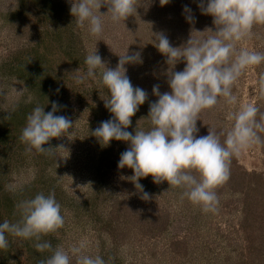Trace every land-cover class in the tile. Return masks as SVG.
<instances>
[{"label": "rangeland", "instance_id": "obj_1", "mask_svg": "<svg viewBox=\"0 0 264 264\" xmlns=\"http://www.w3.org/2000/svg\"><path fill=\"white\" fill-rule=\"evenodd\" d=\"M62 2L65 7L71 8L70 0H62ZM204 2L206 3V0ZM200 3L201 0H169L167 5L161 6L160 0H137V12L134 15L119 24H113L109 17H104V30L100 36L95 37L89 34L87 26L83 29L77 27L75 18L71 14L74 33H79L80 42L88 48L89 52L97 51L105 67L115 69L119 63V55L126 54L127 50L129 55L135 52L141 53L143 63L125 65L126 75L133 87H139L148 94L145 103L139 106V111L131 118L132 124L127 131L133 135L137 127L138 130L145 131L152 127L148 118L150 104L158 99L153 94V86L159 85L161 93L171 91L167 83L170 66L166 63V57L154 45L155 34L166 35L173 47H181L191 35L194 38H206L211 35V31L206 30L215 31L213 17L201 13ZM15 4L16 0H0V68L5 67L9 54L13 50L30 40L34 41L37 36L29 16L23 20L15 19L13 22L8 19L7 14L14 9ZM185 6L191 9L190 13L184 12ZM100 11L106 14L107 6H102ZM189 15L193 17L191 22L186 19ZM237 47L264 52V25L254 26L252 37ZM184 67L185 62L181 60L176 64L174 71H183ZM261 72H264V63L249 69L234 86L233 91L238 96L237 105L228 106L221 100L214 109L205 110L197 121L199 130L208 131L211 128L218 134L226 133L234 123L228 119V114L236 111L239 103H254L260 107L261 112H264V99H261L256 91V82ZM95 80L97 81L98 77ZM91 91V87L87 85L81 93L87 104L77 100L75 96L65 98L62 109L57 114L68 117L73 122V127L68 129L65 135L53 138L55 146L62 145L63 148L57 149L62 161L59 165L52 167L54 174L52 181L62 186L66 198L70 199L71 203L63 212L64 226L52 233L53 249L59 245L68 250L83 240L87 244L86 254L99 255L106 264H112L113 259H106L104 256H116L117 259L113 261L120 259L118 264H175L179 262V258L177 257L178 261L177 259L172 261V258L165 254L167 252L161 249L164 245L162 240H166L163 238L166 234H163L161 238L154 237L152 240L151 237L143 236L138 228L137 231L133 228V237L125 241L120 236L123 223L120 225L119 232L115 233L113 230L114 234L106 225L110 221L109 217L112 216L109 205L117 199L128 198L140 208L146 206L166 208L172 222L170 230L178 227L180 229L178 235L182 234L188 214L185 198H181L183 191L169 189V186L164 185L166 182L159 184L162 185L160 193L150 194L149 196L153 198L148 200L141 198L143 194L137 188L126 192L116 188L115 183L123 180L127 173L129 176L133 173V170L128 167L118 168L121 153L128 149L129 143L113 139L109 146L114 148L111 156H116L115 163L108 168H103V165L100 167L98 163L100 147L98 139L92 135L94 129L90 121L93 114L89 102L101 107L100 118L110 114L107 119L109 120L113 114L105 107L104 99L108 98L105 88L97 82L94 92ZM25 96L24 83L7 71L3 74L0 69V115L2 112L6 114L12 111ZM260 135L264 139V133ZM224 138L225 136L221 135L222 141ZM4 160L5 158L0 154V163L3 166H5ZM232 160L230 167L234 168L233 171L230 168V171L241 180L239 184H236V192L231 191L230 184L229 188L227 186L218 188L216 191L219 204L218 211L215 213H204L194 205L188 208L191 211L190 215H199L195 221L203 226L201 227L202 236L211 237L207 248L205 247L203 251L200 248L196 250L201 254L193 252L195 248L188 249L186 257L192 252L190 255L192 259L185 260L186 264H264V236H262L264 222L256 223V227L249 232L247 239H244L242 230L233 232L230 228L231 224L238 222L240 216L235 206L236 200L242 196L241 189L245 190L251 185L257 186L256 182L259 179L261 184H258L259 188L257 187L252 198L255 202L264 200V142L253 145L239 158L233 157ZM24 161L15 163L10 171L6 167L8 170L6 176H3L0 168V180L6 179L5 185L11 186L14 192L30 184L36 176V162L30 155H26ZM213 214H215L214 217H212ZM205 222L208 223L207 225L211 223L213 228L208 230L207 225H204ZM261 224H263L262 228ZM112 226H116L115 222ZM167 232L168 230L165 231ZM223 234L226 235L225 238ZM153 251L157 252L156 255ZM20 264H30V262L24 259ZM72 264H75V258L72 259Z\"/></svg>", "mask_w": 264, "mask_h": 264}, {"label": "clouds", "instance_id": "obj_2", "mask_svg": "<svg viewBox=\"0 0 264 264\" xmlns=\"http://www.w3.org/2000/svg\"><path fill=\"white\" fill-rule=\"evenodd\" d=\"M70 12L77 27L92 36H100L104 30V17L113 24L127 20L137 12V0H70ZM169 0H160L161 6ZM107 6V13H101ZM201 13L211 15L215 31L206 38L190 39L181 47H173L166 35L155 34L158 51L166 57L170 66L167 83L170 92L161 93L159 85L153 86V94L158 99L150 104L148 118L152 127L135 130V135L127 131L132 117L139 111L148 97L145 90L133 87L126 75V64L143 63L140 52L131 55H119L115 69L105 67L97 51L86 55L84 63L86 74L76 70V83L86 79H95L99 70L100 81L108 90L105 107L112 118L101 122L92 135L102 146H108L115 139L129 143L121 153L118 168L128 167L134 175L127 177L137 189L143 191L139 183L141 178L151 176L155 184L167 181L172 188L183 189L181 198L200 208L204 213L218 211L219 197L217 189L225 185L231 175L230 165L233 157L239 158L253 145L264 142V112L254 103H239L236 111L228 114L233 121L226 133H217L209 128L206 136H197V121L205 110L214 109L223 100L228 106L238 104L234 86L251 68L264 63V52L250 51L237 46L253 35L256 25H264V0H201ZM185 13L191 9L184 7ZM186 19L192 21L191 15ZM205 32V31H204ZM203 33V32H201ZM181 60L185 62L183 71H174ZM256 91L264 99V72L259 74ZM56 102L52 110L45 112L44 107L36 106L27 115L26 125L22 129L19 141L26 145V153L53 154L56 148L49 144L52 138H59L73 127L66 116L55 115ZM139 122V121H138ZM221 135L225 136L221 141ZM7 190H13L6 186ZM150 198L147 192L142 197ZM20 219L16 222L4 220L0 224V249L8 247L7 235L35 240L38 252L50 251L51 255L41 259L39 264H106L99 256L86 254L87 244L81 240L77 245L65 250L62 246H53L43 240L44 236L55 233L65 223L61 205L55 198V192L48 195L38 193L33 198L16 205Z\"/></svg>", "mask_w": 264, "mask_h": 264}, {"label": "trees", "instance_id": "obj_3", "mask_svg": "<svg viewBox=\"0 0 264 264\" xmlns=\"http://www.w3.org/2000/svg\"><path fill=\"white\" fill-rule=\"evenodd\" d=\"M28 16L32 19L37 31L36 39L34 41L30 40L13 50L9 54L10 57L5 63V67L0 68L3 74L7 71L10 75L19 78L26 87V96L19 105L12 111L6 112V114L2 112L0 115V154L5 158V166L0 163V168L3 176H6V171L12 170L15 163L18 161L19 163L25 162L26 155H30L31 159L36 162L37 172L30 184L24 188L15 190V192L6 189V179L0 180V224L4 220L13 223L18 221L20 215L16 205L21 201L33 198L41 192L45 195L53 191L55 192V198L61 205V213L63 215L64 209L71 201L66 198L62 186L52 181L54 179L52 167L59 165L62 161L60 152L57 149H53V154L50 155L38 154L35 151L26 153V145L19 141V137L26 125L27 115L34 107H44V111L47 113L52 110V103L56 102L58 111L55 115H57L62 109L65 98L75 96L77 100L84 101L87 104L88 102L81 96L83 88L89 85L92 90L91 92H94L97 82L100 83V86H103L98 72L96 76L98 77L97 81L92 78H88L79 84L75 81L76 70L80 69V75L86 74L87 66L84 60L90 52L80 42L79 33H74V23L71 20L70 9L65 7L62 0H16L14 9L7 14L8 19L12 22L15 19H26ZM105 90L108 92L106 88ZM89 105L93 114L90 123L95 130L100 126L101 122L109 118L110 114H107L104 118H100L102 114L100 111L101 107L98 104H92V102H89ZM208 134L209 130H199L196 135L206 136ZM50 146L56 148L53 138L49 144L44 145L45 148ZM99 147L98 163L100 167L102 165L103 168L111 167L115 163L114 158H116V156H111L114 151L113 146H102L99 143ZM232 162L233 160L231 161V165ZM6 167L9 169L7 170ZM230 168L233 171L234 167ZM132 175H134V172ZM127 177H130L128 173L123 180L115 183L116 188L121 189L123 192L134 191L136 187ZM240 181L239 178L231 173L229 181L223 186L228 187L230 184L231 191L236 192V184H239ZM164 182L166 183L161 184L169 186L170 189L168 182ZM139 183L143 186V191L139 189V192L142 194L147 192L150 195L160 193V190H162L160 187L162 185L155 184L151 176L141 178ZM256 183L257 186L251 185L245 190L241 189L242 196L236 200L235 206L240 216L238 222L230 226L233 232L242 230L244 239L249 238V232H252L256 227V223L264 222V208H262L264 207V200L255 202L252 198L255 195L254 192L259 188L258 184H261L259 179ZM174 189L183 191L181 188H172L171 190ZM150 198H153V196H150ZM184 200L186 201L188 216H186V222L180 235H178L180 231L178 227L170 230L172 222L169 219L166 208H157L158 206L140 208L134 201L128 198L117 199L109 205V211L112 216L109 217L110 221L106 225L111 229L112 234H114L113 230L115 233L119 232L120 225L123 223V231L120 233V236L125 241L133 237V228L135 231L138 228L143 236H147V238L151 237L152 240L154 237L161 238L163 234H166L163 237L166 240H162L164 245L161 249L167 252L165 254H168L172 258V261L174 259L178 261L179 258V262L175 264H186L185 260L192 259L190 257L192 252L186 257L189 252L188 249L195 248L193 252L201 254V252L196 250L200 248L203 251L205 247L207 248L211 236H202L201 227L203 226L195 221L199 215H190L191 211L188 208L192 207L190 206L192 204L186 197ZM113 222H115L116 226H112ZM207 224L205 222L204 225L206 226ZM211 225L209 223L206 226L208 230L213 228ZM218 226H220L219 223ZM262 227L263 224H261ZM167 230L168 232L165 233ZM6 235L8 247L0 249V264H20L24 259L29 261L30 264H39L41 259L51 255L50 251L47 250L43 253L38 252L34 247L35 240H25L10 234ZM262 236H264V232ZM225 237L226 235L223 234V238ZM53 239L52 233L43 237V240L50 242L52 246L54 245ZM156 253V251H153L154 255ZM104 258L114 260L116 256H104ZM113 260H111L112 264H118L121 261L120 259L115 262Z\"/></svg>", "mask_w": 264, "mask_h": 264}]
</instances>
